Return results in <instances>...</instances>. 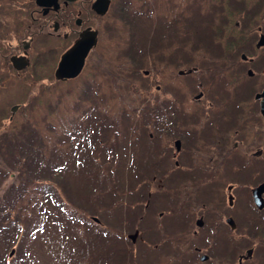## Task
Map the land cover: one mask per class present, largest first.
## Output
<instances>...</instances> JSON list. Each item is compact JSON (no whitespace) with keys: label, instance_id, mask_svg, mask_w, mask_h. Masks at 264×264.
Segmentation results:
<instances>
[{"label":"flooded vegetation","instance_id":"1","mask_svg":"<svg viewBox=\"0 0 264 264\" xmlns=\"http://www.w3.org/2000/svg\"><path fill=\"white\" fill-rule=\"evenodd\" d=\"M119 0H31L27 14L31 21L26 27V37L16 41L11 53L27 54L32 52H53L59 57L81 38L88 45L93 40L85 58L87 61L96 53L98 43V21L110 12ZM162 0H155V5H162ZM207 1V0H206ZM99 10L94 8V5ZM175 7H186L187 0H176ZM233 15L251 13L261 15L264 0H233ZM106 9L105 12H100ZM219 16H224L225 2ZM251 17V16H248ZM258 24L257 30L263 31ZM182 49L172 54V66L188 69L191 61V47L181 45ZM257 49L263 46H255ZM250 49V48H248ZM42 50V51H40ZM242 53H245L242 55ZM234 78L233 98L221 100L210 110L213 101L205 100L192 103L191 95L181 98L176 84L177 74H173V88L170 98L171 122L169 143L175 165L170 166V178H180L185 173L193 175L198 169L206 175H213L221 166L224 183L221 187V209H208L205 201L198 204L188 201L180 207L185 209H159L151 217L147 210L133 209L140 223L135 227L139 233L140 245L161 246L164 255L160 258L150 256V264H176L173 262V249L176 246L190 245L183 264H256L264 259V238H257L253 227L264 221V49L260 52L239 50L234 52V62L225 63ZM84 65V66H85ZM191 72V71H190ZM183 85L187 87L201 85L189 75ZM195 95V94H194ZM192 95V96H194ZM198 99V98H197ZM231 109H228L230 107ZM182 107L191 110L180 115ZM160 133L162 128H159ZM176 139L181 147L176 149ZM263 204L258 205L255 196L259 192ZM184 193L182 189L175 190ZM245 193L251 209H258L259 216L254 222H241L239 208L240 195ZM191 206L197 209L190 208ZM187 208V209H186ZM230 218L232 222H230ZM193 249H190V247ZM173 262V263H172Z\"/></svg>","mask_w":264,"mask_h":264},{"label":"rangeland","instance_id":"2","mask_svg":"<svg viewBox=\"0 0 264 264\" xmlns=\"http://www.w3.org/2000/svg\"><path fill=\"white\" fill-rule=\"evenodd\" d=\"M16 1L17 0H0V4L5 3L6 5L4 9L0 8V21H7L6 23L0 24V31H3L0 35L8 33L7 29H13L14 26L12 24H15L18 21L17 12L14 9V3ZM124 2L127 16L132 14V12H137V0H124ZM175 2L176 0H162V5L154 8V11L157 12L163 18V20L173 21V23H169L167 25L168 29L173 34H175L177 26L184 27L183 21H181V19L186 17L188 14L184 7H175ZM209 11L210 8L208 7L204 12L205 14H208ZM207 23V21H203L202 27L207 25ZM254 26L255 23L253 21L247 22L246 24V30L248 31L250 37H254L253 34H255V31H252ZM199 27L201 26L199 25ZM235 27L236 26H234V23L232 21L229 28L233 29ZM99 30L101 36V53L99 54L102 57L101 61L107 63L109 67L114 68L116 72H122V65L124 63H127L131 58V54L128 52V48L132 44H134V42H136L140 37L139 28H136L135 24H132L130 20H126L120 13L116 12V9H114L108 15L102 18V21H100ZM230 37V35H225L222 31L219 39H222L224 43ZM249 43L250 42H248L247 44ZM210 46H212V43L206 46V53L204 55H214V50ZM148 57L152 59L153 55L150 54L148 55ZM134 61L140 63V61L138 60ZM150 71H152V67H150ZM96 72L101 76H103L104 74V71L100 66L96 67ZM105 72V76L109 81H111L109 84L111 87V98H108V94L105 96V100L109 106L111 105L113 100V102L117 105L118 103H120L119 109H121L123 102L118 99H120V97H128V93L123 88H121L120 92L115 96L114 83L112 79L108 77L107 70ZM21 76L14 78L20 79ZM128 77L132 80L140 81L142 84L139 85L141 87L146 86V88L143 89H147L148 85L146 84V82L143 83L144 78L139 72L136 75L129 74ZM175 78H177L176 83L180 85L184 84L187 80V77L185 76L177 75ZM27 80L29 81L30 79ZM160 80L157 82L162 83L163 81ZM15 84L9 81L7 77H3L0 79L1 122L2 119H6V121L4 120L6 123L8 117L11 115L10 105H13V103H19L17 101H20L21 91L20 88ZM24 84H26L27 88H34L31 84ZM74 85L75 83L73 81L67 83L68 89L70 90L74 89ZM232 85V83L227 84L228 91H231L233 89ZM220 87L221 84L219 83H216L213 86V88ZM61 89L62 85L60 84L55 87V90L60 91ZM70 97V95H67L64 98V102L61 103L62 108H60L62 115H68L70 113V110L65 107ZM41 104H39L40 110L48 111L50 107L46 103ZM20 108L21 105L19 104L18 107L14 110V116L15 114L19 113ZM9 123L0 125V133L8 129H13V131L15 132L16 128ZM161 136L166 137V135L163 134H161ZM5 139H7V136H5ZM158 140L161 142L159 138ZM164 142L166 146H168L167 139H165ZM168 153L169 151L167 150L166 154ZM75 169H77V167H74L72 169V173ZM220 170L221 169L218 168L213 172V175H206L204 170L200 169L192 175L194 184L191 187L190 192L178 193L175 191L155 190L150 199V204L148 207H144V199L141 197L137 205L135 206V209H148L147 213L151 217H153L152 215H154L155 212H157V210L159 209H185V207H180L182 204H184L185 200L205 201L208 205V209H221V187L224 183V177L221 175ZM83 173L90 174L89 171H84ZM94 187L95 186H91L89 189L93 190ZM176 187L177 189H180L179 185H176ZM69 190L70 193H72L77 198L78 206L73 208L76 209V222L73 225H69L65 229L62 227L56 228L55 226H52L48 231L46 230V235H43L42 237V244H36V246L32 249V252L35 254V264H78L81 260V253L89 254V259L92 264H97L99 261H108L114 255L116 258L115 262L119 263L122 259L124 248L116 245L112 240L109 241L111 226L109 224H95L89 219H86V214L94 211L102 219H104L105 216L108 215V211H106V209H84L85 206L83 203V195L87 193V187L85 183L80 181L77 177L72 178L69 182ZM190 208L197 209V207L191 205ZM238 209H240L242 217L240 219L241 222H244L245 220H248V222H254L258 217L257 211L255 209H251L250 203L245 193H242L240 195ZM262 224L264 225V221H262ZM123 241L125 242L124 239ZM149 256V250L146 248H142L141 259L143 261H147ZM176 260L177 259L173 260V262H175Z\"/></svg>","mask_w":264,"mask_h":264},{"label":"trees","instance_id":"3","mask_svg":"<svg viewBox=\"0 0 264 264\" xmlns=\"http://www.w3.org/2000/svg\"><path fill=\"white\" fill-rule=\"evenodd\" d=\"M131 22L135 24L136 28H138L137 24H142L137 21V18ZM142 25L148 26L147 24ZM187 33L188 37L192 38V44L195 47L205 46L203 44L208 45L214 42L217 37L205 29H201L197 24L189 28ZM159 36H162L161 30ZM165 36L168 38L166 34ZM142 39L143 36L140 35L138 40ZM229 41L231 45L236 44L233 38H230ZM147 62L148 60L145 58L140 63ZM112 78L115 82L124 84L128 81L127 83L130 84V91H127L128 97H120L118 100L123 102L121 109L131 108L132 106L128 107L127 105L136 104V101H134L136 87L130 82V78L124 76L121 72L114 70ZM35 82H37V79ZM57 83L60 82L41 83V86L30 94L28 101L25 102L19 113L9 121L12 126L16 127L15 132L13 129H9L0 133V138L7 136V139L0 144V156H3L0 169L9 170V173H12L11 185L4 195L3 201L0 200V205H10L13 213L11 219L8 209H0V264H35V261L25 254L23 241L17 243L16 251L12 255L10 254L12 243L10 240L6 243L1 238L4 237V233L9 232L10 224L24 225L26 229L31 226L39 229L43 222H49L52 226L61 222L62 228L65 229L76 222L72 212L69 211L68 214H64L66 210L61 209V205L55 200L52 192L53 185L57 184L55 181L62 168L61 160L72 162L73 151L74 153L78 152V145L76 149L65 148L60 139H55L54 131L57 125L55 122L57 114L52 112L57 111L63 96L67 95L65 91L68 88L60 91L55 90ZM83 93L88 94L90 90H83ZM81 95L83 96V94ZM80 98L82 97L80 96ZM41 103H46L50 107L48 111L40 110L39 104ZM119 106L120 103H118ZM73 108L76 109L75 106ZM2 148L8 155L6 161L5 155L1 153ZM50 194L53 196L54 201L48 199ZM5 215L6 222H4ZM89 256V254L81 253V260L78 264H92ZM105 262L108 263L105 260L99 261L97 264H106Z\"/></svg>","mask_w":264,"mask_h":264},{"label":"water","instance_id":"4","mask_svg":"<svg viewBox=\"0 0 264 264\" xmlns=\"http://www.w3.org/2000/svg\"><path fill=\"white\" fill-rule=\"evenodd\" d=\"M76 51H77V48L72 50V51H70V52H68L63 57L62 61L60 62L59 66H58V68L56 70V74L58 76H73V75H75L78 72V70L80 68V65L82 63L81 58L84 55V52H81L79 54V56H80V65H78L76 69L69 65V62L73 59V56L74 57L76 56V54H75ZM14 63H16L15 59H14Z\"/></svg>","mask_w":264,"mask_h":264}]
</instances>
